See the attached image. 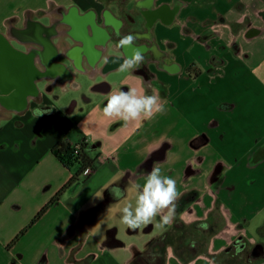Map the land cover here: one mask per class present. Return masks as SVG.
Here are the masks:
<instances>
[{"label": "crops", "instance_id": "obj_1", "mask_svg": "<svg viewBox=\"0 0 264 264\" xmlns=\"http://www.w3.org/2000/svg\"><path fill=\"white\" fill-rule=\"evenodd\" d=\"M137 50L143 63L120 73ZM130 87L165 112L105 118L106 97ZM61 138H85L93 171L49 202L74 172L50 151ZM154 165L176 181L175 219L126 229L118 209ZM119 183L123 198L85 217ZM260 212L264 0H0V264H138L175 222L188 229L152 264H231L260 243Z\"/></svg>", "mask_w": 264, "mask_h": 264}, {"label": "clouds", "instance_id": "obj_2", "mask_svg": "<svg viewBox=\"0 0 264 264\" xmlns=\"http://www.w3.org/2000/svg\"><path fill=\"white\" fill-rule=\"evenodd\" d=\"M133 39L131 35L123 37L117 47H131ZM143 61V55L137 50L131 56L123 58L118 71L120 73L133 71L139 68ZM106 100L107 103L102 108L103 116L107 119H118L124 126H128L130 122L150 121L166 110L165 103L158 93L148 95L138 92L134 87L128 88L127 91L117 90L110 93ZM131 191L134 193V203L130 201L118 209L120 225L132 230L154 225L156 229L163 231L166 226L173 223L181 194L177 190L176 181L170 176L163 175L160 167L154 165L146 173L143 185L137 184ZM112 195L116 199L123 198L125 190L116 188ZM102 196L95 195L97 198ZM109 208L110 206L107 211ZM262 218L264 212L256 214V218L250 222L253 230L260 226ZM201 227L206 228L207 225Z\"/></svg>", "mask_w": 264, "mask_h": 264}, {"label": "trees", "instance_id": "obj_3", "mask_svg": "<svg viewBox=\"0 0 264 264\" xmlns=\"http://www.w3.org/2000/svg\"><path fill=\"white\" fill-rule=\"evenodd\" d=\"M49 108L46 107L44 109H35V112L37 113H44L48 111ZM50 151L53 153V155L68 169H73L74 172L71 176V178L65 183V185L62 187L61 191L57 193L49 202L54 201L56 198H58V195L65 189L71 186L72 184H75L78 182L82 176L85 178L89 177L90 174L93 171V158L89 155V144L86 142L85 138L81 139L80 141L71 143L66 141L65 139L61 138L59 139L51 148ZM84 178V179H85ZM119 188L123 190L121 187V184H115L109 186L107 189H105L104 192V198L102 201L97 204L96 206L90 208L86 214L87 216H92L99 208H102L115 200L116 198L113 197V191L114 189ZM44 210L41 209L35 217L31 220L33 222L38 216L42 213ZM30 222V223H31ZM188 229L185 225L182 223H174L171 227V229H167L164 231L161 235H159L157 238H155L153 241L149 242L148 249L144 252H139L136 254V262L138 264H152L153 259L152 256L157 255V257L160 256L161 252L163 251L164 247L168 243H174L175 240H177L181 233H184ZM23 230L21 231V233ZM233 245H235L236 249L241 246V242L239 239H236L233 242ZM233 245L231 244L229 248H232ZM243 245V243H242ZM255 250V254L253 256H257L262 253V246L261 243H257L253 246ZM191 251V250H190ZM189 249H185L184 254L186 256H189L190 253ZM196 249L192 251L193 254L196 253ZM182 256V255H181Z\"/></svg>", "mask_w": 264, "mask_h": 264}, {"label": "rangeland", "instance_id": "obj_4", "mask_svg": "<svg viewBox=\"0 0 264 264\" xmlns=\"http://www.w3.org/2000/svg\"><path fill=\"white\" fill-rule=\"evenodd\" d=\"M119 2L122 4L124 2H126V0H119ZM125 11V10H124ZM128 13H124L123 16H127ZM77 31L80 32L78 26H73V31ZM7 103H11L14 101H6ZM88 178V177H87ZM85 178V179H87ZM84 179V180H85ZM260 243L263 245L262 246V253L260 252L259 255L257 256H253L252 253L255 254V250L253 248L252 245H248L246 246V251H244V253L242 252L241 254L243 256L240 255V253H233L231 255V264H264V223H262V227L260 229ZM250 244V243H249Z\"/></svg>", "mask_w": 264, "mask_h": 264}, {"label": "flooded vegetation", "instance_id": "obj_5", "mask_svg": "<svg viewBox=\"0 0 264 264\" xmlns=\"http://www.w3.org/2000/svg\"><path fill=\"white\" fill-rule=\"evenodd\" d=\"M25 32V31H24ZM26 33V32H25ZM27 34V33H26ZM32 35L33 36H36L37 34H36V32L34 31V29H32ZM5 103H7L6 101H4ZM19 101H14V102H11V103H8V105H12L13 106V104H15L16 106H18V105H23L24 104V101H21V104H17ZM261 246H263L262 244H261Z\"/></svg>", "mask_w": 264, "mask_h": 264}, {"label": "water", "instance_id": "obj_6", "mask_svg": "<svg viewBox=\"0 0 264 264\" xmlns=\"http://www.w3.org/2000/svg\"><path fill=\"white\" fill-rule=\"evenodd\" d=\"M18 103L21 104V101H19Z\"/></svg>", "mask_w": 264, "mask_h": 264}]
</instances>
